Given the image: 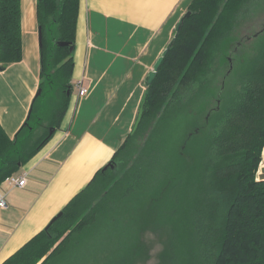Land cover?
Masks as SVG:
<instances>
[{"label":"trees","instance_id":"16d2710c","mask_svg":"<svg viewBox=\"0 0 264 264\" xmlns=\"http://www.w3.org/2000/svg\"><path fill=\"white\" fill-rule=\"evenodd\" d=\"M255 1L264 8V0H191L145 88L134 132L1 264H141L147 232L167 234L159 264H264L263 173L256 177L264 160V39L229 74L236 89L216 85L213 75L239 15ZM78 6L36 0L39 95L52 88L57 97L45 126L32 127L38 95L13 139L0 127V184L45 144L66 110ZM20 19V0H0V70L22 58Z\"/></svg>","mask_w":264,"mask_h":264},{"label":"crops","instance_id":"0c3cea01","mask_svg":"<svg viewBox=\"0 0 264 264\" xmlns=\"http://www.w3.org/2000/svg\"><path fill=\"white\" fill-rule=\"evenodd\" d=\"M190 2L79 0L66 110L15 173L26 177L24 187L0 184L6 201L0 209V264L43 230L132 133L144 79ZM20 10L22 58L0 70V127L10 139L28 118L40 82L36 0H20ZM78 85L87 89L83 96ZM42 96L48 99L51 92ZM34 108L37 116L38 99ZM36 118L45 126L49 116ZM25 136L26 130L18 142Z\"/></svg>","mask_w":264,"mask_h":264},{"label":"rangeland","instance_id":"374dc122","mask_svg":"<svg viewBox=\"0 0 264 264\" xmlns=\"http://www.w3.org/2000/svg\"><path fill=\"white\" fill-rule=\"evenodd\" d=\"M261 5L262 4H260L259 1H255L249 6H246L242 11V14L239 15L240 20L238 21L235 29L230 34L221 54H219L217 57L216 66L214 65L215 69L213 75L215 74V78L217 79L218 83H216V85L220 86L221 84L226 83L230 89L237 88L235 78L229 83V74L231 72L235 74L237 67H240L242 62L255 54L259 42L264 39V8H262ZM227 66L230 69V72H226L227 75L223 77V70H226ZM50 89L51 96H49L48 99H46L45 96H40L41 94L38 96L39 110L37 116L39 117L42 115H45L46 117L49 116L53 100L57 97L54 89ZM213 106H215V104L212 99L206 109H209ZM200 108L201 106L199 105L197 112ZM34 122L38 124V119L36 118L33 123ZM262 173V177H264V169L262 170ZM260 177L261 175L258 178L260 179ZM166 238L167 234L158 235L154 233L152 234L151 232L146 233L144 241L146 242L148 249V258L141 264H159V255L164 247Z\"/></svg>","mask_w":264,"mask_h":264},{"label":"water","instance_id":"95a60500","mask_svg":"<svg viewBox=\"0 0 264 264\" xmlns=\"http://www.w3.org/2000/svg\"><path fill=\"white\" fill-rule=\"evenodd\" d=\"M189 11H186L181 17L180 19L177 21L175 27H174V32H175V35L178 33L181 25H182V22L183 20L189 15ZM38 37L40 38V28H38ZM174 35V36H175ZM172 42H173V38L169 40V42L167 43L166 47L164 48V50L161 52L160 56L156 59V61L154 62L153 66H152V69L147 73L145 79H144V86L145 87H148L152 84L156 74H157V71H158V67L163 59V57L165 56V54L167 53V51L170 49L171 45H172ZM56 45L57 46H68V43L66 42H56ZM41 90H38L37 91V96L40 94ZM141 113H142V109L140 107L139 109V112H138V115H137V118H136V121H135V124H134V127H133V130L132 132H134L136 126L138 125V122L141 118ZM59 216V215H58Z\"/></svg>","mask_w":264,"mask_h":264},{"label":"built area","instance_id":"2783aa9c","mask_svg":"<svg viewBox=\"0 0 264 264\" xmlns=\"http://www.w3.org/2000/svg\"><path fill=\"white\" fill-rule=\"evenodd\" d=\"M77 87H78V94L80 96H83L87 92L86 87H83L81 85H78ZM262 167H263V161L260 163L259 169L256 173L257 178L261 175ZM3 182H5L10 187H24V185L26 184V177L23 174L17 176L13 174L7 177ZM5 207H6L5 194L0 190V209H3Z\"/></svg>","mask_w":264,"mask_h":264}]
</instances>
